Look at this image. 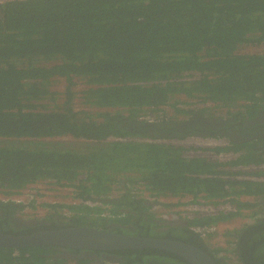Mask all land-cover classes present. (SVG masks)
I'll list each match as a JSON object with an SVG mask.
<instances>
[{
    "label": "trees",
    "instance_id": "1",
    "mask_svg": "<svg viewBox=\"0 0 264 264\" xmlns=\"http://www.w3.org/2000/svg\"><path fill=\"white\" fill-rule=\"evenodd\" d=\"M254 45L264 47V0L0 3V194L18 196L40 182L73 189L70 204L46 205L49 213L35 222L48 226L55 218L58 229L64 224L108 230L110 224H127L131 217L127 219L126 211L150 212L160 205L171 212L188 197L193 203L229 205L211 216L183 221L186 232L217 263L227 264L225 250L209 246L193 228L259 214L260 220L242 228L247 236L252 231L258 235L257 229L264 227V182L255 178L264 177V143H235L222 128L197 124L183 131L196 110L182 107L201 106V115L209 118L215 117L208 112L225 110L218 118L236 122L262 111L264 54L244 52ZM59 81L66 83L64 92L51 89ZM78 84L84 86L79 93L81 110L74 108L78 93L72 86ZM48 100L56 103L49 106ZM166 106L188 118L177 123L161 118ZM158 126L179 133L151 131ZM194 131L203 140L225 144L186 148L171 141L195 139L189 136ZM60 137L84 143L74 147L45 142ZM224 154L232 157L221 160ZM242 174L246 176L239 178ZM140 193L153 202L139 199ZM174 199L178 202H168ZM0 204L23 219L24 206ZM160 212L148 213L154 222L145 228L146 237L182 240L157 232L164 226L155 222L179 218L178 213L159 216ZM238 230L235 236L242 231ZM54 249L0 248V264H88L63 258ZM252 250L260 255L257 264H262L264 244ZM144 253L171 256L150 249L130 256L145 257ZM233 253L240 261L236 247Z\"/></svg>",
    "mask_w": 264,
    "mask_h": 264
},
{
    "label": "flooded vegetation",
    "instance_id": "2",
    "mask_svg": "<svg viewBox=\"0 0 264 264\" xmlns=\"http://www.w3.org/2000/svg\"><path fill=\"white\" fill-rule=\"evenodd\" d=\"M262 45H254L253 49L256 50V52H253V54H264ZM211 116L215 118H209V117H204L201 115L200 109L196 110L194 115L190 118L189 121L184 123L182 125L183 131H188V128L194 129L193 125L197 124L198 127L203 128V129H215L219 130L222 128L221 133L223 135L229 136L231 140H233L235 143H244V142H257L261 141L264 143V109L260 112H258L251 120L250 119H243L242 121H234V120H229L226 121L227 119H222L218 118L219 116L212 115ZM166 123H171V122H166ZM237 126H240L237 128ZM169 126L166 128H161V126H158L157 128L151 129V131L157 133L158 135H163V134H178L179 130L173 127H169L173 132H168L167 130ZM191 135L195 137V139H202L203 136L200 135V133L194 131V132H189ZM187 136V137H189ZM185 137V138H187ZM225 144V142H223ZM262 150H264V146L261 147ZM221 156H226L228 159L232 157V154H224ZM217 158V157H216ZM245 168V169H244ZM247 167H240V169L246 170ZM256 167H250V171H257ZM261 169H264L261 167ZM245 174H242L238 176L239 178L242 177ZM246 176V175H245ZM254 179V178H253ZM255 180L262 181L264 182V177L260 178H255ZM139 199L147 200L146 202L150 203L153 202L151 198H148L147 196L144 195H139ZM189 201L191 202V198L188 197ZM200 201V200H199ZM192 204H197L193 203ZM262 204H264V198L261 201ZM0 206H4L1 205ZM161 207L160 205L157 206V209ZM162 212H160L159 216H164L167 212L171 213L170 211L165 210L164 208L161 207ZM128 212L130 214H128ZM157 214V211H150V212H144V211H126L127 214V219H129L128 215L131 217L129 221L124 224H110L108 230H103V231H108L112 232L115 234H120L122 236L126 237H146L145 235V228L150 229V226H148V223L152 222L150 218H148L147 215L149 214ZM262 215H264V209L261 212ZM261 216V215H260ZM259 214L252 216V219H250L251 223L257 221L258 219L260 220ZM23 218V217H22ZM264 218V216H263ZM262 218V219H263ZM21 220H25V223H23ZM54 220L47 225L44 224H38L35 223L37 221H28L25 218L20 219V217L16 216V213H12L8 210L1 209L0 208V233L7 234V235H13L16 233L21 232L22 234H33V233H38V232H43V231H56V230H61L65 228H70L71 226H66L63 224V228L58 229V226L56 225ZM188 222V220H184V218H178L176 221L172 220H165L160 223L155 222V226H161L163 225L164 227L157 232L164 234L165 236H175L178 235L180 237L181 243H184L195 250H197L200 253H204L205 255H208L214 264H224L223 261L216 262V260L213 258V256L203 249L202 245L196 241L194 237L189 235L186 232V228L184 226V222ZM154 222V221H153ZM264 223V222H263ZM249 223H244L238 230L241 231L243 227L248 225ZM12 229H15V231H11ZM258 235H255V232H250V234L247 236L246 231L242 230L240 234L234 235L233 237V244L231 245V252H232V258L233 262H230V260L225 256V263L231 264H257L258 257L260 255L255 251L252 250L253 247H255L257 244H264V227L257 229ZM10 233V234H9ZM235 242V243H234ZM58 247V248H56ZM54 250L61 253V256L72 258V259H83L88 262V264H182V261L180 260L183 259L186 261L188 264H191L189 261L185 260L184 258L176 255L177 257H172L169 255H165L167 258H163L162 256L153 254L149 255L148 253H144L146 256L141 257L140 255H132L130 256V253L133 252H141L142 250H126V249H120V250H107V251H101V250H88V249H68L65 247H60L56 246ZM236 247L237 249V254L240 257L239 259L234 255L233 249ZM147 250V249H144ZM151 250V249H150ZM107 252H115V253H107ZM59 253V254H60ZM168 253V252H167ZM175 255V254H174ZM219 258V257H218ZM220 259V258H219ZM264 264V262L262 263Z\"/></svg>",
    "mask_w": 264,
    "mask_h": 264
},
{
    "label": "water",
    "instance_id": "3",
    "mask_svg": "<svg viewBox=\"0 0 264 264\" xmlns=\"http://www.w3.org/2000/svg\"><path fill=\"white\" fill-rule=\"evenodd\" d=\"M148 124L153 125L152 123ZM45 246L101 251L151 249L178 255L191 264H214L208 255L176 240L154 237H126L90 227L65 228L22 235L0 233V248L23 249Z\"/></svg>",
    "mask_w": 264,
    "mask_h": 264
},
{
    "label": "rangeland",
    "instance_id": "4",
    "mask_svg": "<svg viewBox=\"0 0 264 264\" xmlns=\"http://www.w3.org/2000/svg\"><path fill=\"white\" fill-rule=\"evenodd\" d=\"M245 53H253L256 52L255 49L253 48H247L246 50L244 49ZM66 86V83L63 81H59L56 83V85L52 86V90H56V91H62L64 92V88ZM72 89L74 91H77V99H75V104H74V108L76 110H81L84 107H82V105L80 104V96L81 94L80 91H82V89H84V86L82 84H78V85H74L72 86ZM63 102V99L61 97L58 98L57 103L61 104ZM49 106H53L56 102H53L51 100H48V102H46ZM184 109H198L201 108V106H185L182 107ZM208 114H212L215 116H220L224 117L226 114L225 110H212L211 112H208ZM126 115V114H125ZM159 116L161 118H164L169 120V121H173L174 122H179V121H183L186 120L188 117L186 115H183L177 111H175L172 107L166 106L161 108ZM148 118V117H147ZM47 140L45 142L47 143H68V145H73L74 147H81V145L84 143L81 140H74L71 139L69 137H61V138H57V139H51ZM171 141H175L178 142L179 144H181L184 147H192V148H197V147H214L217 146L219 144L222 143V141H216V140H203V139H184L181 141L179 140H171ZM221 142V143H220ZM73 143V144H72ZM190 154H195L196 156H202L204 153H200V152H194L191 151L189 152ZM206 155H211V154H206ZM212 156V155H211ZM226 160H228V157ZM116 194V193H115ZM71 198H72V190L71 189H59L56 186H52L50 185L48 182H40L38 184H36V186H34L31 191L27 192L24 200L31 202L34 201L35 202V207L36 209H31V208H27L24 211H22V213L24 214V218L28 221H41L43 218H45L47 216V214L49 213V209L47 207H44L46 205H55V204H68L71 202ZM168 202H175L177 203L178 200L174 199V200H169ZM180 202L183 203H188L189 199L185 198L180 200ZM163 209L158 208V211H161ZM249 212H245L246 215H248ZM56 216V215H55ZM247 218H239L236 220H233L229 223H225V224H220L217 227V231L216 233L217 236H215L214 238H210L209 239V244L212 247H217V248H223L225 250V252L223 253V256H226L230 262H233V258H232V252H231V245L233 243V237L228 236V233H233L236 230H238L245 222H246ZM231 264H235V263H231Z\"/></svg>",
    "mask_w": 264,
    "mask_h": 264
},
{
    "label": "built area",
    "instance_id": "5",
    "mask_svg": "<svg viewBox=\"0 0 264 264\" xmlns=\"http://www.w3.org/2000/svg\"><path fill=\"white\" fill-rule=\"evenodd\" d=\"M7 1H12V0H0V3H5ZM34 186H36V184L31 186L27 190L23 191L22 194L18 195V196L15 195L13 197H5L3 195H0V200L4 201V202L12 201L16 205H22V206H24V210L27 208L36 209L34 201L28 202V201L24 200L26 193L31 191V189ZM197 202H198L197 204H192L190 201L188 203L182 202V205L179 206L177 209H175L174 213L176 215L178 213V215L183 217V218L194 219L195 217H198V216H211L217 210L230 208L229 205L213 206L210 204H205L203 202H199V200ZM31 204L33 206H31ZM44 207H46V206H44ZM194 230H195V232L201 234L203 237H206L209 234L215 233L216 227L194 228Z\"/></svg>",
    "mask_w": 264,
    "mask_h": 264
},
{
    "label": "clouds",
    "instance_id": "6",
    "mask_svg": "<svg viewBox=\"0 0 264 264\" xmlns=\"http://www.w3.org/2000/svg\"><path fill=\"white\" fill-rule=\"evenodd\" d=\"M195 106H197V105H195ZM199 109V108H198ZM198 109H195V110H198ZM219 117H221V115L219 116ZM151 123V122H150ZM61 138V137H60ZM51 139H57V138H50V139H48V140H50V141H52ZM211 141V140H210ZM216 141H218V140H216ZM223 142V141H222ZM221 143V142H220ZM176 144H179V143H177L176 142ZM220 145V144H219ZM200 153H202V152H200ZM202 156H204V154L202 155ZM226 156H219V158L221 159V160H226L227 158H225ZM59 188V187H58ZM59 189H70V188H59ZM72 190V197H73V189H71ZM141 194V193H140ZM1 195V194H0ZM141 195H144V194H141ZM144 196H146V195H144ZM246 200H248V201H253V198H248V199H246ZM0 202H4V201H1L0 200ZM71 202H72V198H71ZM70 202V203H71ZM70 203H68V204H70ZM175 203V202H174ZM182 203V202H181ZM65 205H67V204H65ZM159 208H161V207H159ZM177 209V208H176ZM154 211H157V208H155V210ZM171 212H175V209L174 210H172ZM249 214H252V212L251 213H248V215ZM24 215V214H23ZM177 216H179V215H177ZM198 217H201V216H198ZM23 218H24V216H23ZM179 218H182L181 216H179ZM244 218H247V217H244ZM250 219L251 218H247L246 219V222L245 223H250L251 221H250ZM184 220H188L189 222H190V220L188 219V218H184ZM220 224H225V223H220ZM219 224V225H220ZM218 225V226H219ZM218 226H216V231H217V227ZM193 231L195 232V230H194V228H193ZM197 233V232H196ZM199 234V233H198ZM212 234H214L213 236L215 237V236H217V234L218 233H212ZM212 234H209V235H207L206 237H203L201 234H200V236L201 237H203L205 240H206V243L209 245V246H211L210 244H209V239L210 238H208V236H210V235H212ZM232 235H234V233H232ZM232 237V236H231ZM233 244V243H232ZM212 247V246H211ZM214 248V247H213ZM215 248H217V247H215ZM222 256H223V254H222ZM225 257V256H224Z\"/></svg>",
    "mask_w": 264,
    "mask_h": 264
}]
</instances>
